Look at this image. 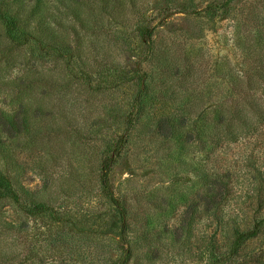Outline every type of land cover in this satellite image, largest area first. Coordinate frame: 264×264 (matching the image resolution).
Instances as JSON below:
<instances>
[{"label": "rangeland", "instance_id": "1", "mask_svg": "<svg viewBox=\"0 0 264 264\" xmlns=\"http://www.w3.org/2000/svg\"><path fill=\"white\" fill-rule=\"evenodd\" d=\"M0 7V264H214L264 218V0Z\"/></svg>", "mask_w": 264, "mask_h": 264}, {"label": "trees", "instance_id": "2", "mask_svg": "<svg viewBox=\"0 0 264 264\" xmlns=\"http://www.w3.org/2000/svg\"><path fill=\"white\" fill-rule=\"evenodd\" d=\"M210 11H215L219 8V5H217L215 2H212L210 6H208ZM0 21L5 25L7 35L12 40H16L20 35L24 34L23 26L21 24L20 19L15 15L13 12H11L9 9H4L0 7ZM152 33L153 29L150 28L147 33L145 40L151 44L152 41ZM141 104V96L138 97L137 102L135 104V108L133 110L132 116L136 113V110L139 108ZM132 120V119H131ZM123 137H121V141H123ZM111 161H107L103 166V182L105 187L109 191V195L112 199V201L117 205V207L123 211V206L117 198V196L114 194L113 188L110 183L109 174L111 171ZM11 180L9 176L5 175L2 170H0V190L4 192L5 195L11 194ZM258 202L259 205H264V195L258 196ZM264 225V218L261 220H258L255 222V225L253 228L248 230H240L238 228L234 229L233 238L229 244V247L227 250L220 252L216 255H214V264H230L235 263L238 260L239 257V249L243 242L247 240L250 237H253L257 235L261 229V227Z\"/></svg>", "mask_w": 264, "mask_h": 264}]
</instances>
